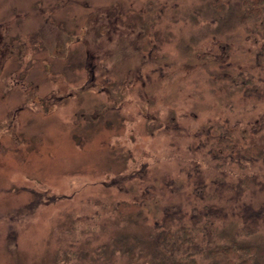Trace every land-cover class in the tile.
Masks as SVG:
<instances>
[{"label": "rangeland", "instance_id": "rangeland-1", "mask_svg": "<svg viewBox=\"0 0 264 264\" xmlns=\"http://www.w3.org/2000/svg\"><path fill=\"white\" fill-rule=\"evenodd\" d=\"M262 1L0 0V264H152L163 206L213 203V146L264 120Z\"/></svg>", "mask_w": 264, "mask_h": 264}, {"label": "trees", "instance_id": "trees-1", "mask_svg": "<svg viewBox=\"0 0 264 264\" xmlns=\"http://www.w3.org/2000/svg\"><path fill=\"white\" fill-rule=\"evenodd\" d=\"M249 2L245 0L246 5ZM255 9L261 7L247 8L250 13ZM211 153L220 168L228 169L234 163L242 172H236L235 180H228L221 171L217 173L213 181V193L216 195L213 203L204 204L201 208L193 206L190 210L182 203L163 206L161 217L154 218L156 232L152 241V264H200L199 257L217 255L225 257L228 264H261L257 246L228 239L223 225L229 211H232L241 220V235H252L264 229V197L259 205L247 201L238 204L248 193L258 196L264 192V179L250 170L254 165L264 163V120L254 128L245 143L240 137L233 136L230 130H225ZM199 182L195 183V189H205L203 181L200 179ZM221 198L226 201L222 202ZM230 202L237 203L230 205ZM113 211L122 215H143L141 204L136 201H119L114 204Z\"/></svg>", "mask_w": 264, "mask_h": 264}]
</instances>
